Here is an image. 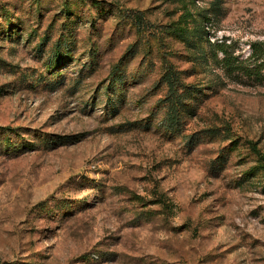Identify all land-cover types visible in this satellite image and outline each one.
Returning <instances> with one entry per match:
<instances>
[{
    "label": "rangeland",
    "instance_id": "obj_1",
    "mask_svg": "<svg viewBox=\"0 0 264 264\" xmlns=\"http://www.w3.org/2000/svg\"><path fill=\"white\" fill-rule=\"evenodd\" d=\"M198 13L264 40V0H0V264H264V87L175 35Z\"/></svg>",
    "mask_w": 264,
    "mask_h": 264
},
{
    "label": "trees",
    "instance_id": "obj_2",
    "mask_svg": "<svg viewBox=\"0 0 264 264\" xmlns=\"http://www.w3.org/2000/svg\"><path fill=\"white\" fill-rule=\"evenodd\" d=\"M82 1V0H79ZM38 3V0H35ZM70 5L66 4L64 18L68 19L71 15ZM8 14L4 13L3 17L6 23H10L7 17ZM207 18L200 13L196 14V18H191V27L185 26L184 28H178L175 30L177 35L183 43L190 49L196 51L198 60L205 66L210 68H217L220 73L228 80L241 86H263L264 87V40H255L248 44L249 53L243 57L242 55H235L233 49L225 41H219L215 43L207 42L204 48L201 44L202 37L205 34V21ZM69 26L65 28L68 32ZM46 38L41 40L43 44ZM40 43V45H42ZM64 44L68 45L69 43ZM52 65L58 64V59L53 56ZM114 72L113 76L115 75ZM169 74H171L169 72ZM116 77V78H115ZM113 78L112 83L116 84L117 81H121L118 76ZM117 79V80H116ZM166 83L168 87V93L165 97L167 101L164 106L168 108L165 127L168 130H173L178 125L180 116L185 115L189 111V108L184 104L189 97H193L196 88H187L180 86L173 79L172 75L166 77ZM256 168L257 171H264V156L259 153L256 154ZM255 176V173L253 174ZM252 176V177H253Z\"/></svg>",
    "mask_w": 264,
    "mask_h": 264
}]
</instances>
